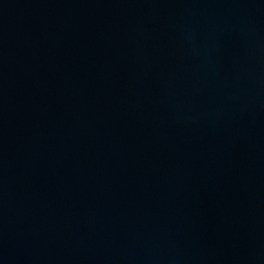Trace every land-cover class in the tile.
<instances>
[{"label": "water", "instance_id": "1", "mask_svg": "<svg viewBox=\"0 0 264 264\" xmlns=\"http://www.w3.org/2000/svg\"><path fill=\"white\" fill-rule=\"evenodd\" d=\"M0 264H264V0H0Z\"/></svg>", "mask_w": 264, "mask_h": 264}]
</instances>
